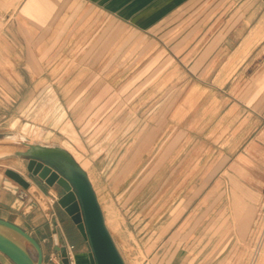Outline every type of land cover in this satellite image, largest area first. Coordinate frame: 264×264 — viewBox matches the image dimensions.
Listing matches in <instances>:
<instances>
[{
	"label": "rangeland",
	"instance_id": "rangeland-1",
	"mask_svg": "<svg viewBox=\"0 0 264 264\" xmlns=\"http://www.w3.org/2000/svg\"><path fill=\"white\" fill-rule=\"evenodd\" d=\"M27 1L0 145L69 152L125 264H264V0H181L150 28L85 0Z\"/></svg>",
	"mask_w": 264,
	"mask_h": 264
},
{
	"label": "crops",
	"instance_id": "crops-1",
	"mask_svg": "<svg viewBox=\"0 0 264 264\" xmlns=\"http://www.w3.org/2000/svg\"><path fill=\"white\" fill-rule=\"evenodd\" d=\"M85 1L91 2V4L97 6L102 11L117 17L120 21L128 22L141 28L155 26L167 16L168 12H170L169 10H173V6H175L176 3L181 2V0ZM30 5L31 3H29V1L26 2V0H21L20 3L11 10L10 15L0 17V27L3 28L0 29V126L7 123L10 118V113L7 109L9 106H12L13 100H9L6 97L7 93L13 89L15 83H18L15 82L13 78V72L8 71L6 65H3L7 63V60H13L15 57L22 56V54H24V49H26L27 57H30L28 46H24V43L27 44L30 42L29 35H26L23 41H19L23 42L21 45L22 49L18 48V50H15L14 36L8 33V31L11 27L15 26L13 17L16 11L18 9V11H24L26 7L29 10ZM22 17L23 25L36 24V22H32L30 18L26 19L23 14ZM37 26H40L39 21ZM39 37L38 35V42H40ZM246 38H248V36ZM260 38L261 37L251 45L248 54ZM243 42L235 51L233 55L234 58H238L237 55ZM248 54L243 59H245ZM3 93H5V95ZM4 133L5 132H2L1 129L0 135L2 136ZM0 143H2V137H0ZM0 146V148H2L6 145L1 144ZM6 156L7 155H3L0 159ZM28 161L29 159L27 158L24 172L13 167H5L0 171V218L21 227L39 242L43 251V264H54L50 261V257L52 255L61 257V251L66 241L75 246L76 264H91V244L79 232L68 212L58 204V201L55 204H49V209L44 208L39 201L38 196L48 198L50 193L60 196V188L56 185L48 186L42 178L31 174L27 169ZM7 170H13L19 173L29 183V186L24 188L8 177L6 175ZM29 251L34 258L37 257V253L32 247H29ZM0 264L14 263L0 252Z\"/></svg>",
	"mask_w": 264,
	"mask_h": 264
},
{
	"label": "water",
	"instance_id": "water-1",
	"mask_svg": "<svg viewBox=\"0 0 264 264\" xmlns=\"http://www.w3.org/2000/svg\"><path fill=\"white\" fill-rule=\"evenodd\" d=\"M23 156L28 157V171L37 175L48 186H58L61 195L58 204L72 217L79 232L87 239L92 248L91 264H125L112 235L106 225L97 195L86 171L61 147H33ZM6 175L27 188L29 183L17 172L7 170ZM13 230L26 239L37 257L29 248L14 242L1 232ZM0 252L14 264H43V251L39 242L21 227L0 218ZM61 262L69 264L65 249L61 251Z\"/></svg>",
	"mask_w": 264,
	"mask_h": 264
},
{
	"label": "bare ground",
	"instance_id": "bare-ground-1",
	"mask_svg": "<svg viewBox=\"0 0 264 264\" xmlns=\"http://www.w3.org/2000/svg\"><path fill=\"white\" fill-rule=\"evenodd\" d=\"M251 32H252V30H251ZM259 32L260 31H258V30H253V32L250 33L248 38L245 39V41L243 42V44L240 48V51L237 55L238 59L241 60L248 54L251 45L260 37L261 33H259ZM25 146H26V149L23 151L22 150H16V151H9V152H7L8 146L7 147L5 146L6 148L3 146L4 148L3 147L0 148V156L8 155V154H16V155L26 154L27 152L31 151V149L33 147H36V148L60 147L59 145H54V144H48L47 145V144L42 143V142L25 143ZM33 188H35V187H33ZM105 222H106V220H105ZM106 225H107V222H106ZM1 232L21 246H24L26 244V239L22 235H20L19 233L15 232L13 230L1 229Z\"/></svg>",
	"mask_w": 264,
	"mask_h": 264
},
{
	"label": "built area",
	"instance_id": "built-area-1",
	"mask_svg": "<svg viewBox=\"0 0 264 264\" xmlns=\"http://www.w3.org/2000/svg\"><path fill=\"white\" fill-rule=\"evenodd\" d=\"M48 199H49V203L50 204H55L58 201L59 196L50 193ZM64 249H65V252H66V257L68 259V263L69 264H76L75 246H74V244H71V243L66 241L64 243ZM50 261L53 262L54 264H63L61 262V257H59L57 255H52L50 257Z\"/></svg>",
	"mask_w": 264,
	"mask_h": 264
}]
</instances>
